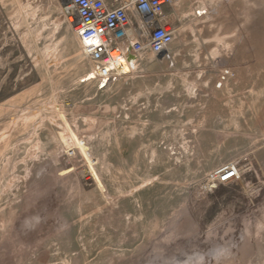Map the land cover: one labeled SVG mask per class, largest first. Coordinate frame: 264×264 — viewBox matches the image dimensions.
<instances>
[{
  "label": "rangeland",
  "instance_id": "1",
  "mask_svg": "<svg viewBox=\"0 0 264 264\" xmlns=\"http://www.w3.org/2000/svg\"><path fill=\"white\" fill-rule=\"evenodd\" d=\"M167 21L99 90L56 0H0V264H264V0Z\"/></svg>",
  "mask_w": 264,
  "mask_h": 264
},
{
  "label": "built area",
  "instance_id": "2",
  "mask_svg": "<svg viewBox=\"0 0 264 264\" xmlns=\"http://www.w3.org/2000/svg\"><path fill=\"white\" fill-rule=\"evenodd\" d=\"M63 20L73 25L83 57L91 72L84 82L93 81L102 90L127 75L123 68L144 54L166 55L174 39V29L163 22L165 7L181 0H56ZM199 15V13H197ZM228 72L220 74L215 85L220 89ZM234 165L206 177L209 191L234 181Z\"/></svg>",
  "mask_w": 264,
  "mask_h": 264
},
{
  "label": "crops",
  "instance_id": "3",
  "mask_svg": "<svg viewBox=\"0 0 264 264\" xmlns=\"http://www.w3.org/2000/svg\"><path fill=\"white\" fill-rule=\"evenodd\" d=\"M176 6H174V7H176ZM174 7H165V18H164L163 22L168 23L167 18L169 17V15L172 12V10L174 9Z\"/></svg>",
  "mask_w": 264,
  "mask_h": 264
},
{
  "label": "bare ground",
  "instance_id": "4",
  "mask_svg": "<svg viewBox=\"0 0 264 264\" xmlns=\"http://www.w3.org/2000/svg\"><path fill=\"white\" fill-rule=\"evenodd\" d=\"M129 70H130L129 65H127V66H125V67L123 68V72H124L125 74H128V73H129Z\"/></svg>",
  "mask_w": 264,
  "mask_h": 264
}]
</instances>
